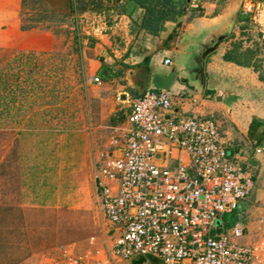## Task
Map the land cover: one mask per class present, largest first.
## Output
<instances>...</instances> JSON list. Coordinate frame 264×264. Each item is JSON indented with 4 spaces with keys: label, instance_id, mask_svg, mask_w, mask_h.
<instances>
[{
    "label": "rangeland",
    "instance_id": "rangeland-1",
    "mask_svg": "<svg viewBox=\"0 0 264 264\" xmlns=\"http://www.w3.org/2000/svg\"><path fill=\"white\" fill-rule=\"evenodd\" d=\"M23 4L13 23L0 8V264L108 250L95 176L125 127L119 96L95 81L83 18L65 0Z\"/></svg>",
    "mask_w": 264,
    "mask_h": 264
},
{
    "label": "crops",
    "instance_id": "crops-1",
    "mask_svg": "<svg viewBox=\"0 0 264 264\" xmlns=\"http://www.w3.org/2000/svg\"><path fill=\"white\" fill-rule=\"evenodd\" d=\"M93 1L87 0L88 10L74 16L106 24L102 35L85 34L84 44L95 53V79L107 82L121 101V149L133 101L148 91L171 92L168 116L215 121L236 164L251 176L254 186L240 204L239 222L227 226L242 230V244L264 242V18L256 21L242 13L246 2L264 8V0ZM23 3L0 0L6 22H15ZM235 14L232 35L206 55L202 81L200 59Z\"/></svg>",
    "mask_w": 264,
    "mask_h": 264
},
{
    "label": "built area",
    "instance_id": "built-area-1",
    "mask_svg": "<svg viewBox=\"0 0 264 264\" xmlns=\"http://www.w3.org/2000/svg\"><path fill=\"white\" fill-rule=\"evenodd\" d=\"M242 13L264 18L254 1ZM83 20L87 36L104 34V21ZM172 110L169 91L135 99L120 153L100 162L95 181L110 227L108 250L67 252L45 264H264V242L242 244V230H230L225 219L248 199L251 176L215 121L168 119Z\"/></svg>",
    "mask_w": 264,
    "mask_h": 264
},
{
    "label": "water",
    "instance_id": "water-1",
    "mask_svg": "<svg viewBox=\"0 0 264 264\" xmlns=\"http://www.w3.org/2000/svg\"><path fill=\"white\" fill-rule=\"evenodd\" d=\"M237 16L238 14H235L234 17L231 18L230 22L228 23V25L226 26V29L224 31H222L221 33L217 34L213 41L211 42V44L209 45V47H207L205 49L204 54L202 55L201 59H200V69H199V76L201 78L202 81H204V60L206 58V55H208L209 53L214 52L220 45V43L229 38L232 35L236 20H237ZM168 119H170L171 117L168 116ZM254 162V161H253ZM252 163V161H251Z\"/></svg>",
    "mask_w": 264,
    "mask_h": 264
},
{
    "label": "trees",
    "instance_id": "trees-1",
    "mask_svg": "<svg viewBox=\"0 0 264 264\" xmlns=\"http://www.w3.org/2000/svg\"><path fill=\"white\" fill-rule=\"evenodd\" d=\"M66 1V7L68 10V16H74L78 13H84L88 10V2L87 0H65ZM91 2H94L93 0H90ZM143 261L139 260L137 264H142Z\"/></svg>",
    "mask_w": 264,
    "mask_h": 264
}]
</instances>
